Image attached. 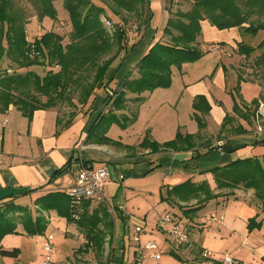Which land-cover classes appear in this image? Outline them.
Instances as JSON below:
<instances>
[{"label": "crops", "instance_id": "crops-1", "mask_svg": "<svg viewBox=\"0 0 264 264\" xmlns=\"http://www.w3.org/2000/svg\"><path fill=\"white\" fill-rule=\"evenodd\" d=\"M190 1L184 0L186 6L190 5ZM165 3L166 0H149L137 31L127 35L128 46L137 43L129 52H123L106 73V79L113 78L112 82L98 87L73 118L62 119L55 108L34 111L30 122L13 105L5 112L0 111V203L7 200L16 203L29 198L34 200V206H24L33 213L32 217L41 216L49 221L50 214L56 210L40 209L36 199L49 192L68 194L67 190L76 185L73 165L82 159L90 167L104 166L108 172L104 198L113 212L110 213L104 204L93 200L87 202L89 211L95 206L105 207L107 211L110 223L107 226L103 223L102 228L111 243L108 261L134 264L139 255L131 236L136 234V227L139 226L142 244L159 239L156 252L160 255L168 252L185 264H215L214 261H218L222 255L236 259L238 264H264L262 202L253 189H216L211 172L214 167L236 159H261L264 156V120H256V105L253 103L254 100H258V103L264 101V80L255 77L256 73H259L258 77L264 75V69L257 67L252 58L247 59L237 52L239 42L246 41L250 36L254 40L258 34H264V30L256 35L236 27L219 30L208 20H203L197 43L206 52L197 61L185 62L181 68L172 67V82L168 87L172 91L163 92L174 94L173 90L176 89L175 93H179L176 104L183 101L188 103L194 114L190 116L192 128L184 130L186 123L178 122L176 126H168L159 132L160 140L153 136V130L148 132V137L163 143L174 139L178 131L193 134V147L152 152L140 145V137L132 142L130 139L111 137L109 130L116 123L107 132L114 142L95 144L87 138L99 115L109 113L108 100L114 98L130 73L136 74L134 67L137 61L162 37L169 17ZM32 20L39 19L32 16L25 22L26 36L30 41L43 33L32 36L33 39L28 37L27 28ZM262 40L264 36L251 44L257 46ZM155 91L145 92L147 95L143 93L142 101ZM136 96L129 94L127 97L133 99ZM140 102L127 101L128 109L117 111L118 115H128L132 110L131 104ZM195 117L204 122L202 129ZM81 144L84 148L79 151ZM186 180L207 182L216 197L204 203H198L197 199L179 201L173 195L168 198L167 191ZM226 191L232 194L227 195ZM146 195L147 198H143ZM79 210L71 208L72 216L77 218ZM165 215L171 216L172 222L161 227L159 220ZM69 224L74 226V232L65 234L75 237L76 242L67 243L71 248V251H67L71 255H63L65 258L59 264H84L82 255L77 253L84 242L82 231L75 222L70 221ZM173 225L188 233L186 242L176 244L172 239L168 230ZM18 228L19 233L26 234ZM4 238L1 240L2 249L11 251L4 248ZM12 247L17 253L0 256V264H9L4 259L8 256H12L14 264H19L24 248ZM38 249L39 243H30L32 254H36ZM203 250L210 251L212 256L202 257ZM150 253V250H143V258L153 259ZM143 258L142 264L145 263ZM54 261L52 264H58ZM91 264H97L96 260H92Z\"/></svg>", "mask_w": 264, "mask_h": 264}, {"label": "trees", "instance_id": "trees-1", "mask_svg": "<svg viewBox=\"0 0 264 264\" xmlns=\"http://www.w3.org/2000/svg\"><path fill=\"white\" fill-rule=\"evenodd\" d=\"M55 1L58 0H35L34 7L39 20L45 17L57 19ZM61 1L71 25L67 43L63 42V35L54 30H47L32 41L28 40L26 21L7 12L9 0H0V59L4 57L11 62L8 65L10 67L0 70L1 112L13 105L30 122L34 111L55 108L58 101L74 107L76 104L85 106L98 87L112 82L113 78L106 79V73L113 62L137 43L128 46L127 33L117 26L108 27L103 20H110L113 16L126 22L134 17L139 23L149 3V0H98L101 4L95 0ZM170 1L173 3V0ZM166 8L169 17L163 27L162 37L137 61L134 67L136 74L130 73L124 79L111 101L109 113L99 115L92 124L87 137L90 142H114L107 132L113 123L124 128L127 126V121L122 122L117 111L124 109L129 94L137 95L134 99L140 102L144 99L141 96L144 92L168 88L172 82V67L181 68L183 63L197 61L204 55L206 51L197 43L203 20H208L219 30L236 27L251 35L264 30V0H191L190 7L185 11H171L169 6ZM237 52L247 59L252 58L257 67L264 69V40L257 46L241 41L237 44ZM37 66H46L45 72L37 73ZM77 91H80L78 103H74L73 95ZM253 103L257 107L258 100ZM135 113L133 111L131 117L122 116L133 121L136 119ZM73 114L72 118L75 116ZM195 118L202 129L204 122L199 117ZM194 139L193 134L178 131L174 139L163 143L145 136L140 145L152 152L186 149L194 146ZM211 172L216 189H253L264 206V156L261 159H236L214 167ZM167 192L168 198L173 195L179 201L197 199L198 203L216 197L205 181L195 183L186 180ZM225 193L232 194L228 191ZM88 201L90 199L75 205L68 194L57 191L38 197L36 205L43 210H56L60 216L77 224L85 238L77 251L96 250L101 253L105 237L102 224L107 226L110 220L105 207L95 206L89 211ZM71 208L80 209L77 218L72 216ZM17 224H22L28 235L43 233L46 227L42 217L33 218L26 206L12 200L0 203V256L17 253L16 249L7 251L1 247L5 235L18 232ZM105 262L98 261L97 264H108L110 261Z\"/></svg>", "mask_w": 264, "mask_h": 264}, {"label": "rangeland", "instance_id": "rangeland-1", "mask_svg": "<svg viewBox=\"0 0 264 264\" xmlns=\"http://www.w3.org/2000/svg\"><path fill=\"white\" fill-rule=\"evenodd\" d=\"M95 1L96 3L101 4V2H99L98 0H95ZM9 3L10 4L7 6V12L12 15L20 17L22 21H28V18H31L32 16L35 17L37 15V11L34 7L35 0H9ZM165 4L171 8V11H176L177 9L185 11L190 7V5L186 6L184 0H173V3H171L170 0H166ZM56 9H57V19L56 20H52L50 17H45L41 21L32 20L30 22L27 28L28 37H30V39H33L32 36L39 35L41 32H45L47 30H51L52 28H54V30L58 31L59 33L63 35L64 37L63 42L67 43L68 38H69V33L71 30V25L69 23L68 14L66 10L64 9L63 2L61 0L57 1ZM104 21L105 20H103V22ZM109 21L114 23L116 26L118 24H121V25L123 24L122 29L127 33V35L130 34V32L137 31L139 27L137 23V19L134 17H131L130 20L124 22L118 19L117 17L111 16ZM60 22H63V23H60ZM262 36H264V34L260 33L256 36V38H254V40L250 36L248 39H246L245 42L247 43L252 42V44L253 42L257 43ZM10 63L11 62L7 58H4V57L3 59L1 58L0 59V70L4 71L6 67H10L8 66ZM35 68H36L37 73L39 74H43L46 70V66H37ZM248 75L251 76V73L249 72ZM258 76H259V73H256L255 77L258 80L259 78L264 80V75H262L261 77H258ZM255 77L254 79L257 80ZM177 83L179 84V82ZM156 89H160V90L155 91ZM156 89L150 92L152 93L155 91L154 94L147 97L148 99L146 98L147 100L142 101L139 104H134V105L131 104L132 106L129 105L132 107V110H131L132 112L136 111L135 120L129 121L124 116L119 114L120 115L119 118L122 122L127 121V126L124 128L119 124L112 125L109 130V135L111 137H114L115 139H122V138L130 139L132 142V141H136L138 137L143 139L145 136H149L148 132L150 130H153L154 132L153 136H156L157 139L160 140L161 137L158 136L159 132H161L162 130H166L168 126H176L178 122L186 123V126L183 127V129L192 128L191 127V124L193 123L192 118H191L193 116V115L191 116V114H193L191 113L192 109L191 107H189L188 103H186L185 101L179 102L178 105L176 104V101L179 98V93H175L176 89L175 91L173 90L174 94H164L167 92H163V91H168V93L172 91L168 88L167 90H165L166 88H156ZM79 92L80 91H77V93H74L73 95L74 103H78ZM143 95H147V93L144 92ZM129 99L127 101H131V103L135 102L134 98L130 100ZM111 101L112 100H108L109 110L111 107L110 105ZM83 108L84 106L81 107L80 104H76V106L74 107V106H70L67 102H63V101L62 102L58 101V104L55 107V109L59 111L60 117L66 120L72 118V116L74 115L73 113H76V112L79 113L78 111ZM126 109H128V104H125V107L123 110H126ZM123 110H120V111H123ZM131 111L128 113V115L126 114V116L131 117L132 115ZM152 139H154V137ZM77 168L78 167H76V165H73L74 170ZM69 190H67V192H69ZM143 198H147V195L143 196ZM16 204H20V205L28 204V207L31 208L34 206V200H30L29 198L20 199L16 201ZM207 212L208 211H206V213ZM31 214L33 215V213ZM35 217L36 216H34L33 218ZM42 220L46 226L45 230L43 231V233L35 234L34 237L30 235H26V234H21L19 232L5 235L6 238H4V241H3L4 248H8L11 251L14 250L12 246H17L22 249L24 248L23 256L20 255L21 257L19 260V264H46L48 253L43 250V243L45 240H47L48 234L53 236L52 243L54 246H56L55 250H53V254L51 255L52 256L51 261L55 260L54 262H57L59 264L60 260L61 259L64 260L66 255H71V253H68L67 251V250L71 251L70 245H68L67 243H72L71 241L76 242V239L75 237H69L68 235L66 236L65 234V232H74L73 230L74 226H71L69 224L70 221H68L65 217L60 216V214L56 211L50 214L49 221L44 219L43 217H42ZM156 224H157V219H156L155 225ZM17 226H19L18 228L19 230H23V232L25 233L23 225L17 224ZM131 238L133 240L132 236ZM82 240H84L85 242L83 233H82ZM84 242H82V245ZM158 242L157 244H159ZM30 243L31 244L39 243V249L36 254H32L30 250ZM103 243H104V246H103V251L101 253H99L96 250H89L85 252V251H82L81 249V252L78 251L77 253L82 255V262L85 261L84 264H91L92 260H96V262L102 261V263H106L105 261H108V258H109V253H108L109 247L111 246V243L106 233H105ZM41 245H42V248H41ZM117 245L119 246V243H117ZM161 256L162 258L159 260H154V259H150L149 257H145V259L143 258L145 262L144 264H185L181 259H179L178 257H175L174 255L169 254L168 252H162ZM202 257L204 256L202 255ZM4 259L9 264L15 263V260L12 258V256L11 257L8 256Z\"/></svg>", "mask_w": 264, "mask_h": 264}, {"label": "built area", "instance_id": "built-area-1", "mask_svg": "<svg viewBox=\"0 0 264 264\" xmlns=\"http://www.w3.org/2000/svg\"><path fill=\"white\" fill-rule=\"evenodd\" d=\"M105 24L108 27L116 26L114 23L109 20H105ZM123 25V24H122ZM121 24H118V28H122ZM255 117L256 120H264V101L258 103L255 109ZM220 145V144H218ZM84 148L83 144L79 146V151ZM77 169L74 170V175L76 179V185L72 187L68 195L71 197L72 201L79 204L82 200L90 199L96 201L98 203L106 205V208L110 213L113 212V208L109 207L105 202L104 198V187L108 177V172L104 166L90 167L87 163H85L82 159H79L76 162ZM172 222V218L169 215L162 216L159 220V224L161 227L166 223ZM141 231V227H136V234L133 236V241L137 245L138 259L135 260L134 264H142L143 258V250H150V257L158 260L160 258V253L155 250L158 248V245L153 240H148L144 244L140 241L139 232ZM169 235L176 242V244H182L188 240V233L184 230H181L178 226L173 225L169 230ZM52 235L47 236V240L44 242L43 248L48 253L46 264H52L51 255L53 253V244L51 243ZM202 255L205 258L212 256V253L208 250H203ZM218 262L222 264H238V261L228 255H224L218 258ZM108 264H115L110 261Z\"/></svg>", "mask_w": 264, "mask_h": 264}]
</instances>
